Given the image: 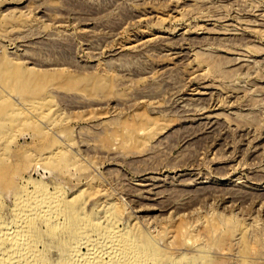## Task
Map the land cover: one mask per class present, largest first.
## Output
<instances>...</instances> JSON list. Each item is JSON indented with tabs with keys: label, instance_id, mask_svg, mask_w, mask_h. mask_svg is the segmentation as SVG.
<instances>
[{
	"label": "rangeland",
	"instance_id": "1",
	"mask_svg": "<svg viewBox=\"0 0 264 264\" xmlns=\"http://www.w3.org/2000/svg\"><path fill=\"white\" fill-rule=\"evenodd\" d=\"M55 196L162 264H264V0H0V223Z\"/></svg>",
	"mask_w": 264,
	"mask_h": 264
},
{
	"label": "bare ground",
	"instance_id": "2",
	"mask_svg": "<svg viewBox=\"0 0 264 264\" xmlns=\"http://www.w3.org/2000/svg\"><path fill=\"white\" fill-rule=\"evenodd\" d=\"M57 198L55 196L43 202L39 200L37 203L33 201L24 204V207L22 205L20 208L23 210L20 211L16 228L0 223V264H23L27 261L24 257H32L28 260L30 263L27 261L29 264L44 263L42 252L37 250L40 241L37 236L38 220L46 222L48 226L52 224L53 235L56 232H64L66 235L68 243L64 245L67 251L62 264H162L157 257L156 248L149 250L150 248L140 247L132 235L118 229L111 222L112 219H109L111 223L106 226L95 221L87 223L75 212L60 211V201ZM37 209L42 211L35 213ZM62 217L66 218V223H60L59 219ZM82 247L88 249L85 254L80 251ZM169 264L181 263L171 261Z\"/></svg>",
	"mask_w": 264,
	"mask_h": 264
}]
</instances>
